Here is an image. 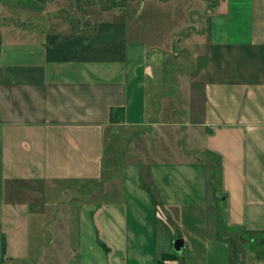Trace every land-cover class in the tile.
<instances>
[{"label":"crops","instance_id":"0c3cea01","mask_svg":"<svg viewBox=\"0 0 264 264\" xmlns=\"http://www.w3.org/2000/svg\"><path fill=\"white\" fill-rule=\"evenodd\" d=\"M52 1L0 0V264L26 257L24 215L42 193L62 195L72 221L91 211L105 257L79 253L82 264H156L175 239L180 264H264V0H209L194 119L162 111L158 122L146 98L172 93L179 66L163 38L112 11L86 31L55 28ZM12 13L27 24L5 21ZM117 125L126 132L109 153Z\"/></svg>","mask_w":264,"mask_h":264},{"label":"rangeland","instance_id":"374dc122","mask_svg":"<svg viewBox=\"0 0 264 264\" xmlns=\"http://www.w3.org/2000/svg\"><path fill=\"white\" fill-rule=\"evenodd\" d=\"M52 2L54 6L52 7L53 9L50 8L52 11L50 12V17L53 19L51 22L53 21L52 23L56 24L55 28L86 31L90 21L99 17H95L98 12L112 11L119 17H123L130 25L134 22L142 24L143 26L141 27L146 28L148 31L145 34L149 36V34L155 33V40L163 38L160 46L158 45L159 43H155V45L163 49V55H166L165 58L169 59L172 56L177 58L176 62L179 66L171 67V71H174V69L177 71L172 77V93L166 90L157 92L155 89L151 91L153 95L146 98L151 108L150 121H162V118L158 116V113L162 111L169 113L173 111L174 118L173 116L169 118L168 113L167 120H179L180 116L184 121L194 119L192 117L199 107L201 96L199 87L196 86L197 81H194L195 76L192 73L195 66L194 57L198 52L199 46L196 35L201 34L205 30L210 6L209 0H55ZM20 16L21 14L12 13V16L6 18L5 21L12 22V24H27L26 21L28 19ZM165 16L167 20L164 19ZM44 21L49 22L45 18L41 19V23ZM148 36H143L142 39L148 38ZM151 41L154 40L151 39ZM174 44L177 45V53L174 50L176 48L172 46ZM174 53L177 55L174 56ZM196 66L199 69L200 59L197 61ZM167 79H170V77H167L166 81ZM152 85L154 86V84ZM163 87L165 89V83H163ZM149 89H152L151 86ZM179 113L180 115L178 116ZM149 129L152 128L148 126L142 131L152 132ZM123 131L117 125L108 132V136L105 137L108 145H106L105 149L109 153L115 147H120V136L126 132ZM183 149L186 156H188V161L203 167L204 162L199 153L190 150L185 145V142L183 143ZM127 152L128 148L127 150L125 149V155ZM94 185L96 183H88L85 186ZM54 195H58L60 200V203L56 205L57 208L54 207L51 201ZM54 195L53 193H42L38 206L41 210L30 211V216L25 213L24 217L32 218L28 220L30 221L27 241L29 251H25L26 257L23 259H16L18 260L17 264H82L83 259L79 256V253L84 254L85 252L86 257L88 255L94 257L96 251L99 253V259L104 262L105 251L100 247V243L95 242L94 229L90 224V222L92 223L90 218L91 211L86 212L85 216H83V213L81 216L78 213L75 220L72 221L71 219L74 218H67V215L65 216L64 214L68 210H65L63 196L59 195V193ZM26 196H28L27 193ZM41 202L45 203L46 207L41 205ZM92 202H89L88 205L94 208ZM53 213H55V216H53ZM53 217L55 221L48 224L46 220ZM74 223L75 226L73 225ZM42 225H45L43 227L44 232H40ZM253 238L258 242L259 235L255 234ZM49 241L50 243H48Z\"/></svg>","mask_w":264,"mask_h":264},{"label":"trees","instance_id":"16d2710c","mask_svg":"<svg viewBox=\"0 0 264 264\" xmlns=\"http://www.w3.org/2000/svg\"><path fill=\"white\" fill-rule=\"evenodd\" d=\"M122 110L120 108H113V109H109V113H108V120L110 122H113V121H116V118L115 116H121V112ZM259 242L261 244L264 243V239H261L259 240ZM176 254L178 253H175V252H172V253H162L159 255V257L156 259V264H168L167 262L168 261H171V260H178V258L176 257ZM178 264H180V261L178 260L177 261Z\"/></svg>","mask_w":264,"mask_h":264},{"label":"water","instance_id":"95a60500","mask_svg":"<svg viewBox=\"0 0 264 264\" xmlns=\"http://www.w3.org/2000/svg\"><path fill=\"white\" fill-rule=\"evenodd\" d=\"M182 247V241L180 239H175L173 242H172V251L177 253L180 251Z\"/></svg>","mask_w":264,"mask_h":264}]
</instances>
